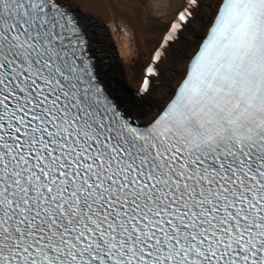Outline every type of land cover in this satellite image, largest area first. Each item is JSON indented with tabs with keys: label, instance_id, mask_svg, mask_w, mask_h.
I'll list each match as a JSON object with an SVG mask.
<instances>
[{
	"label": "snow or ice",
	"instance_id": "1",
	"mask_svg": "<svg viewBox=\"0 0 264 264\" xmlns=\"http://www.w3.org/2000/svg\"><path fill=\"white\" fill-rule=\"evenodd\" d=\"M151 11L0 0V264H264V0Z\"/></svg>",
	"mask_w": 264,
	"mask_h": 264
},
{
	"label": "bare ground",
	"instance_id": "2",
	"mask_svg": "<svg viewBox=\"0 0 264 264\" xmlns=\"http://www.w3.org/2000/svg\"><path fill=\"white\" fill-rule=\"evenodd\" d=\"M184 0H151L152 11L146 16L147 20L153 22V28L149 29L146 26L142 28V31L145 33V38L151 36L153 39L156 38L155 33L159 30V25L155 21H162L165 25H170L174 20L176 14L181 10ZM150 47H155V44H151ZM182 45H177V49L174 50L173 56L179 55V49ZM175 62L172 58H169L164 63V70L171 75V69L174 68ZM136 69L139 72H143L142 61L136 65ZM123 71H131V69H123ZM142 75L138 76L135 80L127 81L130 85V90L135 89L136 91L140 90V84L142 82ZM167 83V80L161 79L157 81V86H161Z\"/></svg>",
	"mask_w": 264,
	"mask_h": 264
},
{
	"label": "water",
	"instance_id": "3",
	"mask_svg": "<svg viewBox=\"0 0 264 264\" xmlns=\"http://www.w3.org/2000/svg\"><path fill=\"white\" fill-rule=\"evenodd\" d=\"M122 72H123V69L121 70ZM128 84V83H127ZM129 86V89H130V85H128Z\"/></svg>",
	"mask_w": 264,
	"mask_h": 264
}]
</instances>
